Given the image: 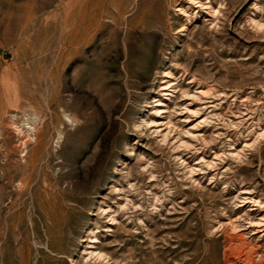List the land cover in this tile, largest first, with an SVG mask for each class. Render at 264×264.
<instances>
[{
  "label": "rangeland",
  "instance_id": "1",
  "mask_svg": "<svg viewBox=\"0 0 264 264\" xmlns=\"http://www.w3.org/2000/svg\"><path fill=\"white\" fill-rule=\"evenodd\" d=\"M262 254L264 0H0V264Z\"/></svg>",
  "mask_w": 264,
  "mask_h": 264
},
{
  "label": "bare ground",
  "instance_id": "2",
  "mask_svg": "<svg viewBox=\"0 0 264 264\" xmlns=\"http://www.w3.org/2000/svg\"><path fill=\"white\" fill-rule=\"evenodd\" d=\"M262 255H264V254H262ZM262 255H261V256H262Z\"/></svg>",
  "mask_w": 264,
  "mask_h": 264
}]
</instances>
